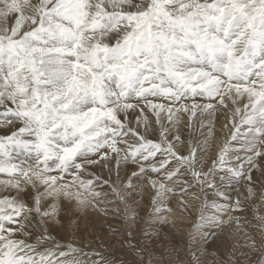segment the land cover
<instances>
[{
  "label": "snow or ice",
  "instance_id": "obj_1",
  "mask_svg": "<svg viewBox=\"0 0 264 264\" xmlns=\"http://www.w3.org/2000/svg\"><path fill=\"white\" fill-rule=\"evenodd\" d=\"M0 130V264H119L51 235L65 201L142 257L145 194L156 227L199 202L186 259L149 264H264V0H0ZM223 227L259 239L209 262Z\"/></svg>",
  "mask_w": 264,
  "mask_h": 264
},
{
  "label": "rangeland",
  "instance_id": "obj_2",
  "mask_svg": "<svg viewBox=\"0 0 264 264\" xmlns=\"http://www.w3.org/2000/svg\"><path fill=\"white\" fill-rule=\"evenodd\" d=\"M216 117L224 118L223 131H222L223 133L221 134L218 143L215 145V148L213 144H210L208 151L209 159L207 162V164L209 165L211 163V158L215 156L218 148L224 144L227 138H229L232 128L231 124L228 122L230 118L229 112L218 111ZM225 125H227V127H225ZM197 128H199L198 120H197ZM2 134H4V132L3 130H0V135ZM185 139H187L186 130H185ZM256 174L257 176L259 175V173ZM105 175H107L106 172ZM114 176L115 173H113V178ZM140 183L143 182L141 181ZM236 187L241 189V194H244L243 185H238ZM232 194L235 195V191H233ZM137 200L140 201L142 205V210L140 211V215L144 216L145 219L149 221L148 225L141 224V227H138L136 229L135 238L131 241L133 245H136L137 247L144 249L142 257L141 254L136 250V248H131L127 246L128 241L126 238L123 237L117 238L119 239L120 242H116V240L113 239L111 234V229L109 226L110 225L119 226L117 223L119 217H114L112 212H108L107 214H105L102 211V209L105 208L104 204L98 205V209H96L95 211L97 213H93V212L87 213V212L73 210L71 206H68L70 204L67 205L66 202H63L61 205L58 206L59 219L58 222L52 223L53 226H51L50 229L51 235L54 236L62 244H66L70 242L78 247L84 248L86 251L96 250V251L104 252L106 255L109 256L114 255L118 259L119 264H125V262H127V264H141V261L142 264H149L150 258L157 259L162 254H165V259L175 258L177 255H179L181 260L186 259L185 254L187 252V242L189 240L188 233L194 219L198 214L199 202L190 201V214H189V213H182L180 210L176 209L175 201L174 200L172 201V207L174 211L171 215H176L173 221H176V223L181 222L184 225L183 235L179 237V239H176L170 233L171 228L174 226L172 223L160 225L159 227L151 225V218L146 215L147 209L148 207H150L149 198L147 194L144 195L143 199H141L138 196ZM245 204L247 207H251V205H248L247 202H245ZM107 207L111 208L114 207V205H108ZM239 215H241L242 217L246 215L249 220H253V222H255L251 212L240 213ZM181 218L183 219L187 218L188 221H183ZM230 229L233 230V228ZM145 231L148 233L147 236L144 235ZM245 233L255 235L257 239H259L258 228L256 229L244 228L239 233L235 232V236H237V234L239 235L242 234L245 236ZM245 242H246V236L245 239L241 241V243H239L238 238L235 237L236 245L234 244L233 245L236 247L237 245L241 244L240 246L244 247ZM232 243H234V240H232ZM213 248H214V244L208 246V250L210 254L207 257V260L209 262H211L214 259V257L211 255V253L214 252ZM242 249H245V251H247L246 248H242ZM167 251L172 252L171 257L166 255ZM235 253L239 255L240 251L236 250ZM222 255L223 258L220 255L221 262L223 261V259L227 258L225 253H223ZM248 257H250L248 259L252 261V264H259V259H260L259 253H249Z\"/></svg>",
  "mask_w": 264,
  "mask_h": 264
},
{
  "label": "bare ground",
  "instance_id": "obj_3",
  "mask_svg": "<svg viewBox=\"0 0 264 264\" xmlns=\"http://www.w3.org/2000/svg\"><path fill=\"white\" fill-rule=\"evenodd\" d=\"M222 115V114H221ZM222 117V116H221ZM223 122H224V118H219V117H216L215 118V121H214V125H215V128H214V139H212L211 141V144L214 145V148H215V145L218 143L219 141V138L221 137V134L223 133ZM213 148V149H214ZM211 152V151H210ZM215 152V151H214ZM213 152V153H214ZM212 153V154H213ZM257 175V174H256ZM243 190V189H242ZM241 191V189H240ZM66 204L68 205L69 202L65 201ZM66 206V205H65ZM68 206H71L73 208V210H77V211H81L80 209H78L74 204H71V205H68ZM96 209H88L86 211H81V212H87V213H90V212H93V213H97L95 212ZM82 215V214H81ZM84 215V214H83ZM175 216L176 215H171L170 219H175ZM82 219V218H81ZM183 221H188L187 218L183 219L181 218ZM176 220H177V217H176ZM89 221V220H88ZM179 222V221H177ZM75 223V222H74ZM190 225V224H189ZM53 226V225H52ZM169 226V225H168ZM70 227V226H69ZM170 228V227H169ZM171 235L176 238V239H179V237H181L184 233V225L180 222V223H176L172 228H171V231H170ZM53 234V233H52ZM170 235V234H169ZM170 235V236H171ZM235 237L238 238L239 240V243H241V241H243V239H245V236L242 235V234H237V236H235V232L230 229L229 227H223L222 228V231L219 233L218 235V238H217V241L216 243L214 244V252L220 254L223 258V253H225L226 256H228L230 253H233V252H236V250H243L245 251V249H242L244 247L240 246V245H237L236 247L234 245H236L235 243ZM67 238V237H66ZM110 238V237H109ZM182 239V238H181ZM232 240H234V243H232ZM237 240V239H236ZM241 240V241H240ZM74 241V240H73ZM110 242V241H109ZM91 243V242H90ZM234 244V245H233ZM241 249V250H240ZM249 256V255H248ZM221 258V257H220ZM225 258V257H224ZM250 258V257H248ZM253 258V257H252ZM255 258V257H254Z\"/></svg>",
  "mask_w": 264,
  "mask_h": 264
}]
</instances>
